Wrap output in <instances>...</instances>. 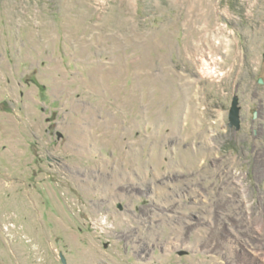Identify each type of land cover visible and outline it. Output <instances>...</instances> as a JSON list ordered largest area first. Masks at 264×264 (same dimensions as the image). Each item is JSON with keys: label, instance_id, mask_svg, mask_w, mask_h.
Masks as SVG:
<instances>
[{"label": "rangeland", "instance_id": "1", "mask_svg": "<svg viewBox=\"0 0 264 264\" xmlns=\"http://www.w3.org/2000/svg\"><path fill=\"white\" fill-rule=\"evenodd\" d=\"M253 249L264 0H0V264H264Z\"/></svg>", "mask_w": 264, "mask_h": 264}, {"label": "water", "instance_id": "2", "mask_svg": "<svg viewBox=\"0 0 264 264\" xmlns=\"http://www.w3.org/2000/svg\"><path fill=\"white\" fill-rule=\"evenodd\" d=\"M260 81H262L260 79ZM228 126L238 130L240 128V107L239 99L237 95L232 96L231 104L228 110ZM60 137V135H58ZM60 259L63 264H65V258L62 253H60Z\"/></svg>", "mask_w": 264, "mask_h": 264}, {"label": "flooded vegetation", "instance_id": "3", "mask_svg": "<svg viewBox=\"0 0 264 264\" xmlns=\"http://www.w3.org/2000/svg\"><path fill=\"white\" fill-rule=\"evenodd\" d=\"M255 117H256V113L253 112V114H252V116H251V119L254 120ZM240 120H241V118H240ZM146 189H147V191H145L144 189H141V191H143V192H142V193H139L138 196H146V195H148V193H149V191H150V188H149V187H146ZM135 192H137V191H135ZM137 193H138V192H137ZM144 193H145V194H144ZM187 195H188V193L184 192V197H186ZM188 199H190V198H188ZM117 207H118V208H122L121 203H118V204H117Z\"/></svg>", "mask_w": 264, "mask_h": 264}, {"label": "bare ground", "instance_id": "4", "mask_svg": "<svg viewBox=\"0 0 264 264\" xmlns=\"http://www.w3.org/2000/svg\"><path fill=\"white\" fill-rule=\"evenodd\" d=\"M210 59V58H209ZM203 60V59H202ZM214 61V60H213ZM206 72H209L208 70H205ZM254 254L258 255L259 258H264V253L260 252V251H257L255 249L251 250Z\"/></svg>", "mask_w": 264, "mask_h": 264}]
</instances>
